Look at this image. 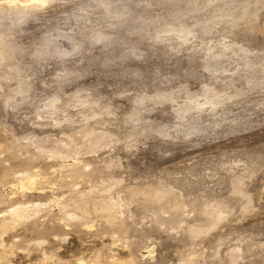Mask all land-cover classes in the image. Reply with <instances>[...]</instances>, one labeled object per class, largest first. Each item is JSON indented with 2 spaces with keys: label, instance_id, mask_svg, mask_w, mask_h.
Wrapping results in <instances>:
<instances>
[{
  "label": "clouds",
  "instance_id": "clouds-1",
  "mask_svg": "<svg viewBox=\"0 0 264 264\" xmlns=\"http://www.w3.org/2000/svg\"><path fill=\"white\" fill-rule=\"evenodd\" d=\"M0 264H264V0H0Z\"/></svg>",
  "mask_w": 264,
  "mask_h": 264
},
{
  "label": "rangeland",
  "instance_id": "rangeland-1",
  "mask_svg": "<svg viewBox=\"0 0 264 264\" xmlns=\"http://www.w3.org/2000/svg\"><path fill=\"white\" fill-rule=\"evenodd\" d=\"M242 135H246V136H247V135H248V133H242ZM21 255H22V254H21Z\"/></svg>",
  "mask_w": 264,
  "mask_h": 264
}]
</instances>
